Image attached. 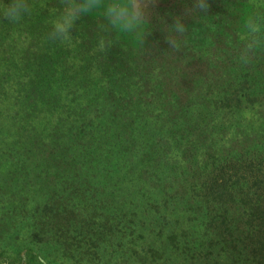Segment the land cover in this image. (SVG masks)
I'll return each instance as SVG.
<instances>
[{
  "label": "rangeland",
  "instance_id": "374dc122",
  "mask_svg": "<svg viewBox=\"0 0 264 264\" xmlns=\"http://www.w3.org/2000/svg\"><path fill=\"white\" fill-rule=\"evenodd\" d=\"M47 1L23 0L30 12ZM93 2L89 8L91 0H53L54 10L42 26L52 41L60 40L67 65L80 57L87 64L88 76L80 74L79 87L75 83L74 106L69 99L60 107L86 112L82 123L94 125V134L83 139L86 149L66 139V150L58 149L49 161L38 155L27 159L23 144L29 140L21 137L20 116L12 114L17 92L28 91L23 79L14 77L34 70H22L19 63L31 45L30 24H4L15 43L0 48V84L8 89L0 90V264H264V206L259 214L239 190L219 198L210 189L216 161L228 165L249 152L264 159V0H132L134 23L124 30L106 13L122 0ZM70 5H79L76 17L67 33L57 32L55 25ZM96 21L97 32L69 48L67 34L85 36ZM149 42L158 44L152 50L161 55L173 53L175 65L209 54L226 55L232 64L236 47L244 44L246 62L252 60L247 64L242 58L239 68L225 65L203 75L185 131L178 134L184 121L173 127L176 119L165 117L154 92L161 80L167 81L163 86L171 84V67L154 61L144 74L131 63V74L119 65L121 59L142 63ZM110 55L116 72L127 77L128 99L123 89L106 88L109 76L95 71ZM8 60L16 62L13 75L5 71ZM53 68L56 81L63 68ZM208 85L216 91L213 97L205 96ZM57 93L62 100L68 95L64 89ZM246 93L249 98H243ZM206 104L209 115L202 111ZM30 124L44 137L56 121L42 115Z\"/></svg>",
  "mask_w": 264,
  "mask_h": 264
},
{
  "label": "trees",
  "instance_id": "16d2710c",
  "mask_svg": "<svg viewBox=\"0 0 264 264\" xmlns=\"http://www.w3.org/2000/svg\"><path fill=\"white\" fill-rule=\"evenodd\" d=\"M14 2L15 0L1 1L0 13L2 14L3 9ZM47 2L49 3L44 4L41 9H33L31 12L29 11L30 7L26 4L28 10L18 21V23H22L21 25L25 27V24H30L29 30L26 29V34L28 43L31 44H28V47H26L27 52H23L25 53L24 57L19 59V63H22L20 64L22 70H24L25 67H33L34 70L29 73L19 72L15 75L14 80L20 78L23 79L22 82H25L26 84L23 85V88H27L28 91L26 93H21L17 90L18 99L16 101V110L12 113L16 118L20 116V123H22V127L20 128L21 137L27 136L29 140V144H23L24 149L28 151L25 153L28 157L27 159L32 160L31 157L29 158L30 155H38L40 161H43L44 159H48L49 161V159L55 157L57 154H60L57 152L58 149L65 151L66 144H64V141L67 143L66 139L75 141V143L79 145V148L86 149L83 145L84 137L89 135L87 132L94 134V131L92 130L94 127L92 121L82 123L83 120H86L84 119L87 115L86 112L78 115L72 111H65L60 107L61 102H65L69 99H71L69 105L74 106V103L76 102V99L74 98L76 94L74 89L75 83L76 86L79 87L76 82L77 77L80 74L88 76L89 69L87 64L82 62V57L78 58L77 62L72 63V65H67L68 63L65 61L64 57L60 55V48L58 46L60 40L59 42H54L50 39V36L44 34L47 33V30L46 27L42 26L46 25L48 22V15L54 10V6L50 4L53 0H48ZM9 22L11 21L4 18L2 14V17H0V48L7 47L8 44L15 43L9 40L8 36L11 34L9 31H6L4 26L5 23ZM99 23V21H96L89 24V28L85 33V36L82 37L69 32L67 34L70 43L69 48L77 43V38L83 39L85 37H92L97 32ZM101 30L105 32L108 28L106 26H102ZM106 33L108 34V32ZM234 37L237 38L236 31ZM41 41L43 42L40 43ZM149 43V48H146V52H144L142 57H140L142 58V63L128 62L121 59V64L119 65L120 67L122 65H126V68L129 72H131V74L135 71L129 67L131 63L134 64L133 67L135 69L144 74L149 72V67L145 65H150L154 61H157L161 65H168L171 67V84L163 86L167 82L164 79V81L161 80L159 82V91L154 88L153 89L154 92H158L157 99L163 107L161 110H164L165 117L168 119L174 117L176 119L173 127H179V123L184 121V127L182 130L180 129L178 131V134L185 131L184 128L188 111L191 108V105L197 100L196 97H198V93L196 91V86L202 76L206 75L210 71L215 72L216 70H221L225 65L232 68H239V65L242 64L239 61L243 58V63H245L248 57L244 52L248 45L244 44L236 47L235 55L237 58L232 64L230 59H224L226 55H222L223 57L221 56L218 58L217 56L209 54L210 56L208 55L207 57L201 55L197 56L194 62L191 63L187 61L184 66L175 65V60L178 58H175L173 53L167 54V52H164L161 55L160 53L154 51V49L158 47V44L154 46L152 42ZM159 44L162 45L161 42H159ZM152 48L154 49L152 50ZM119 52V48L117 47L116 49H113L112 54L115 57ZM122 56L124 57L123 53ZM12 57H16V54ZM251 60L246 63H251ZM104 61L105 66H98V69L95 70L96 73L102 72L104 76H109L108 79H106L105 86L108 85L106 88H109L110 91L113 89H123V91H125L123 97L128 99L130 95L128 89H126V85H124V81L127 78L125 77V73L116 72L119 67L112 55L108 56V58ZM7 62H11V64H7L8 69L5 71L8 75H13L12 71L16 67V62L11 60H8ZM25 63H28V65L26 66ZM208 64L209 66H207ZM53 66L63 68L59 71L56 81L54 80L55 73ZM250 66V70L255 68L253 64ZM248 75L252 76L250 72ZM173 76L176 78H173ZM244 83H248L246 76ZM18 84L20 83H17L16 85ZM171 85L172 87H169ZM57 86H60L58 87L60 91L61 89H64L65 92H68L65 100H62L61 94L58 95L57 92L59 90L57 89ZM0 90L8 92L7 87L3 84H0ZM205 91L207 94L205 96L211 95V97H213L216 93L210 85L205 88ZM70 96L72 98H70ZM243 98H249V94L246 93ZM209 100H212L214 103L216 102L213 99H208V101ZM20 102H26V106H21L19 104ZM24 103L22 105H24ZM209 107H211L209 104L203 106L202 111L204 114H211ZM42 115L44 117L54 118L56 121V126L51 131V134L44 137L35 131L33 126L30 124L34 117ZM163 141L168 143V140L166 139H163ZM254 155L255 154L249 152L245 154L244 157L242 155L239 160H231L228 165L220 164L216 161V165L212 166L210 172L212 176L210 180V189L212 191L216 190V195H218L219 198L223 196L232 197V195L239 190L244 201L248 202V204H253L252 206L256 208L258 206L257 209L260 214L259 207L264 206V202L261 200L262 197L264 198V159L257 156L256 158H253ZM209 157H211V154H209ZM184 160L187 163V158L184 157ZM187 169L192 170L191 165H187Z\"/></svg>",
  "mask_w": 264,
  "mask_h": 264
},
{
  "label": "clouds",
  "instance_id": "9594fccd",
  "mask_svg": "<svg viewBox=\"0 0 264 264\" xmlns=\"http://www.w3.org/2000/svg\"><path fill=\"white\" fill-rule=\"evenodd\" d=\"M95 6V3L91 0L90 5L87 7L93 8ZM78 7L79 5H70L68 14L63 18V21L55 25V30L57 32L67 33L69 31L72 22L76 17V9ZM27 10V5L23 0H15L14 3L9 4L3 9L2 14L7 20L18 22ZM106 13L114 14L116 16V20L112 23L120 30H124L127 25L134 23L133 17L135 12L132 0H122V2L111 4L106 8Z\"/></svg>",
  "mask_w": 264,
  "mask_h": 264
}]
</instances>
